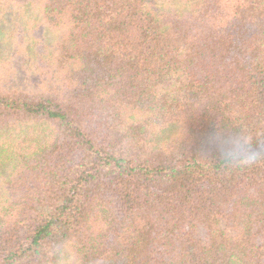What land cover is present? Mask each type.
I'll use <instances>...</instances> for the list:
<instances>
[{
	"label": "trees",
	"instance_id": "trees-1",
	"mask_svg": "<svg viewBox=\"0 0 264 264\" xmlns=\"http://www.w3.org/2000/svg\"><path fill=\"white\" fill-rule=\"evenodd\" d=\"M0 264H264V0H0Z\"/></svg>",
	"mask_w": 264,
	"mask_h": 264
},
{
	"label": "clouds",
	"instance_id": "clouds-1",
	"mask_svg": "<svg viewBox=\"0 0 264 264\" xmlns=\"http://www.w3.org/2000/svg\"><path fill=\"white\" fill-rule=\"evenodd\" d=\"M244 152V148L243 146H241L240 150L236 153L237 156H239L240 154H242ZM257 157H248L247 159L243 160L242 163L245 165H252L253 163H255Z\"/></svg>",
	"mask_w": 264,
	"mask_h": 264
}]
</instances>
